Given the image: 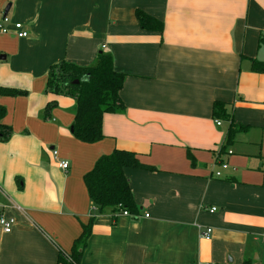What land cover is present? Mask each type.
<instances>
[{"label":"crops","instance_id":"obj_1","mask_svg":"<svg viewBox=\"0 0 264 264\" xmlns=\"http://www.w3.org/2000/svg\"><path fill=\"white\" fill-rule=\"evenodd\" d=\"M8 5L0 87L28 95H0L14 130L0 142V217L16 221L10 233L0 225V264H59L71 253L92 217L84 176L116 149L155 171L125 170L140 214L97 215L80 264H264V74L251 68L264 62V0H0V21ZM137 10L163 21V34L142 30ZM101 52L127 75L126 111L106 114L105 139L84 144L70 130L75 101L45 94L47 75ZM217 101L249 128L224 151L230 122L216 125ZM208 227L211 240L201 237Z\"/></svg>","mask_w":264,"mask_h":264},{"label":"trees","instance_id":"obj_2","mask_svg":"<svg viewBox=\"0 0 264 264\" xmlns=\"http://www.w3.org/2000/svg\"><path fill=\"white\" fill-rule=\"evenodd\" d=\"M136 17L142 30L163 34V21L137 10ZM264 45V38L259 41ZM253 72L264 74V62L251 59ZM45 94L54 97H68L75 101L74 121L71 126L72 136L84 144H96L103 139V119L106 114H123L126 107L120 97L127 75L116 71L114 58L109 53L101 52L91 66H79L62 61L50 67L47 75ZM79 81V83H75ZM0 95L6 97H25V90L0 87ZM58 107L57 100L50 102L44 110V118L48 119L52 110ZM215 120L230 122L223 151L233 143L237 134L249 128L234 123L227 105L215 102L212 107ZM7 115L5 107L0 106V142H8L13 136V128L5 124ZM70 129V130H71ZM192 164L195 160L188 151ZM126 169H140L155 171V168L144 165L139 155L125 150H114L111 154L102 156L95 163L94 168L84 176V183L93 205L92 217L87 224L82 225V232L73 244L69 260L59 255V264H80L92 233L95 217L105 209L111 208L115 212L127 211L131 217L138 218L139 207L135 203L129 179L125 175ZM121 211V212H122ZM244 264H250L245 262Z\"/></svg>","mask_w":264,"mask_h":264},{"label":"built area","instance_id":"obj_3","mask_svg":"<svg viewBox=\"0 0 264 264\" xmlns=\"http://www.w3.org/2000/svg\"><path fill=\"white\" fill-rule=\"evenodd\" d=\"M8 18L7 17H3L0 21V33L2 34H7L9 33V30L8 28L5 26L6 23H8ZM15 30H16V33H17V37L19 38H27L29 36V33L24 29L23 25L18 23V24H15ZM216 122V125L217 126H221L222 122L220 120H215ZM51 153L53 155V158L57 161L58 163V166L59 168L63 169V170H67L68 167H69V163L67 161H62L60 160L59 158V152L56 150V149H53L51 150ZM229 154H232V152L230 151ZM228 164L226 163H222L221 164V169L222 170H227L228 169ZM216 177L217 178H220L222 177V173L221 172H217L216 173ZM120 210V212L122 211V206H119L118 208ZM217 211V208H212L210 209V212L211 213H214ZM122 215L124 216H129L131 217V215L127 212V211H122L121 212ZM146 218L149 217V215H145ZM16 221L14 218H7L5 216H2L0 217V225L3 229V231L5 233H10L13 229V226L15 225ZM212 234H213V229L212 228H207V229H204L202 232H201V237L205 240H211L212 238Z\"/></svg>","mask_w":264,"mask_h":264},{"label":"rangeland","instance_id":"obj_4","mask_svg":"<svg viewBox=\"0 0 264 264\" xmlns=\"http://www.w3.org/2000/svg\"><path fill=\"white\" fill-rule=\"evenodd\" d=\"M55 109H57V108H55ZM55 109H54V110H55ZM54 110H53V111H54ZM53 111H52V112H53ZM71 112H72V110L70 111V114H71ZM51 116H52V117H51L50 119H48V120H41V121H43V122H45V123H52V119L55 118V115H53V113H52ZM13 132H14V130H13ZM57 148H58V147H57ZM44 149H49V146L45 147ZM58 152H59V151H58ZM63 256H64V259H65V260H67V261L69 260V258H68V254H67V255H63Z\"/></svg>","mask_w":264,"mask_h":264},{"label":"water","instance_id":"obj_5","mask_svg":"<svg viewBox=\"0 0 264 264\" xmlns=\"http://www.w3.org/2000/svg\"><path fill=\"white\" fill-rule=\"evenodd\" d=\"M10 7H11L10 5L7 6V8H6L5 12H4L3 17H7L8 13H9V10H10ZM1 58H4L5 59V57H1ZM75 83L77 84V83H79V81H76ZM71 131H73V129H71Z\"/></svg>","mask_w":264,"mask_h":264}]
</instances>
